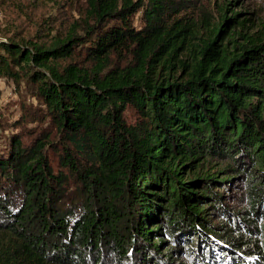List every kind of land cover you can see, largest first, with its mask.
<instances>
[{
	"label": "trees",
	"instance_id": "1",
	"mask_svg": "<svg viewBox=\"0 0 264 264\" xmlns=\"http://www.w3.org/2000/svg\"><path fill=\"white\" fill-rule=\"evenodd\" d=\"M198 3L85 0L0 37L35 98L0 111V264H264V21L229 47L247 18Z\"/></svg>",
	"mask_w": 264,
	"mask_h": 264
},
{
	"label": "rangeland",
	"instance_id": "2",
	"mask_svg": "<svg viewBox=\"0 0 264 264\" xmlns=\"http://www.w3.org/2000/svg\"><path fill=\"white\" fill-rule=\"evenodd\" d=\"M196 1L199 2L202 11H205L211 25L221 20L223 13L226 16L237 13V21L247 18L243 27L235 23L227 27L225 32H221L217 42L225 44L228 39L231 41L235 38L239 30L253 31L264 21V0ZM84 5L85 0H0V37H11L18 42L27 38L46 41L50 34L56 33V30L66 31L69 25L79 17ZM227 45L232 46L230 42ZM30 103L34 104L35 98L26 88L20 86L16 88L10 79L0 74V111L2 113L16 117L20 113V105ZM125 115L131 121L135 117L131 108L126 110ZM231 188L233 190L230 193L240 190L238 187L231 186ZM220 189L216 188V190ZM233 192L230 196L234 195ZM225 203L230 204L231 197H227ZM211 224H217V220H211Z\"/></svg>",
	"mask_w": 264,
	"mask_h": 264
}]
</instances>
